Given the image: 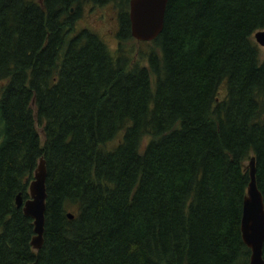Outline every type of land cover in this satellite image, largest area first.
Masks as SVG:
<instances>
[{
    "label": "trees",
    "instance_id": "16d2710c",
    "mask_svg": "<svg viewBox=\"0 0 264 264\" xmlns=\"http://www.w3.org/2000/svg\"><path fill=\"white\" fill-rule=\"evenodd\" d=\"M83 2L115 8L113 49L75 28ZM127 11L0 0V264H248L250 157L264 208V0H167L148 42ZM40 156L35 251L14 197Z\"/></svg>",
    "mask_w": 264,
    "mask_h": 264
},
{
    "label": "water",
    "instance_id": "95a60500",
    "mask_svg": "<svg viewBox=\"0 0 264 264\" xmlns=\"http://www.w3.org/2000/svg\"><path fill=\"white\" fill-rule=\"evenodd\" d=\"M166 1L128 0L129 33L133 39L148 42L160 33ZM252 37L256 44L264 47V30L256 31ZM246 167L248 181L241 202L240 237L249 250L248 264H264L261 256L264 240V208L261 194L255 184L254 157L248 159ZM44 178V159L40 156L33 170L32 179L28 183L27 197L22 198L20 193L14 197L15 207L20 208L22 213L32 220L33 235L29 245L35 251L40 248L42 243L46 198ZM67 216L72 217L70 213H67Z\"/></svg>",
    "mask_w": 264,
    "mask_h": 264
},
{
    "label": "rangeland",
    "instance_id": "374dc122",
    "mask_svg": "<svg viewBox=\"0 0 264 264\" xmlns=\"http://www.w3.org/2000/svg\"><path fill=\"white\" fill-rule=\"evenodd\" d=\"M39 2L40 0H33ZM76 29L87 28L99 35L113 49L115 46V32L117 22L115 17V8L110 3L102 6H94L88 2H83L77 12L75 24ZM144 43H135V48H146ZM259 60H264V47L258 46ZM224 93L223 87L219 88V95Z\"/></svg>",
    "mask_w": 264,
    "mask_h": 264
}]
</instances>
